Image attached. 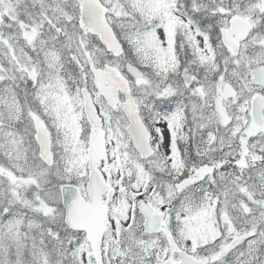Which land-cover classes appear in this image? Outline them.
I'll list each match as a JSON object with an SVG mask.
<instances>
[{
    "label": "snow or ice",
    "instance_id": "1",
    "mask_svg": "<svg viewBox=\"0 0 264 264\" xmlns=\"http://www.w3.org/2000/svg\"><path fill=\"white\" fill-rule=\"evenodd\" d=\"M0 264H264V0H0Z\"/></svg>",
    "mask_w": 264,
    "mask_h": 264
}]
</instances>
